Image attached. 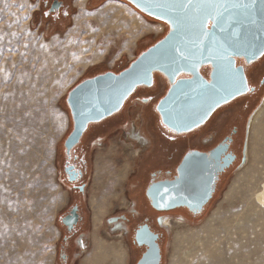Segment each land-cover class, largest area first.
<instances>
[{"label": "rangeland", "instance_id": "rangeland-1", "mask_svg": "<svg viewBox=\"0 0 264 264\" xmlns=\"http://www.w3.org/2000/svg\"><path fill=\"white\" fill-rule=\"evenodd\" d=\"M87 1L74 0L72 19L52 28L38 18L41 0H0V264H60V218L69 205L62 174L68 96L87 78L125 70L170 30L124 0H101L92 9ZM165 91L139 88L125 140L116 132L94 148L88 203L93 191L110 202L98 233L91 211L73 264H129L127 228L113 219L130 205L129 184L148 143L142 92L158 98ZM263 105L264 96L248 113L245 162L234 166L202 219L175 225L166 264H264V207L255 196L264 180V114L257 134L250 132ZM239 175L240 188L226 198ZM192 232L200 233L191 240Z\"/></svg>", "mask_w": 264, "mask_h": 264}, {"label": "water", "instance_id": "water-1", "mask_svg": "<svg viewBox=\"0 0 264 264\" xmlns=\"http://www.w3.org/2000/svg\"><path fill=\"white\" fill-rule=\"evenodd\" d=\"M149 17L166 23L168 34L142 52L128 68L87 78L71 90L68 105L75 129L67 140L77 145L91 123H98L121 111L140 87L152 88L156 74L166 77L170 88L157 106L162 122L178 133H189L204 125L221 107L247 95L249 81L238 59L248 63L264 55V0H199L212 13L209 24L197 27L202 16L189 7L191 19L178 33L166 6L174 0H125ZM212 4L217 7H211ZM167 38V39H166ZM175 44L179 51L172 48ZM208 67L209 78L203 73ZM189 78H180L181 75ZM243 78L241 82L240 78ZM244 144L242 164L245 162ZM225 151L217 147L209 155L198 152L185 156L175 181L156 185L151 193L159 210L187 207L196 213L213 199L216 174L230 168L235 157L225 159L217 170L213 161ZM206 190H202V188Z\"/></svg>", "mask_w": 264, "mask_h": 264}, {"label": "flooded vegetation", "instance_id": "flooded-vegetation-1", "mask_svg": "<svg viewBox=\"0 0 264 264\" xmlns=\"http://www.w3.org/2000/svg\"><path fill=\"white\" fill-rule=\"evenodd\" d=\"M100 1L88 0L86 7L96 8ZM74 9V0H41V14L38 18L50 22L52 28L65 26L72 19ZM238 66L245 68L249 93L244 99L234 100L219 108L204 125L189 133L180 134L167 127L157 111L160 100L165 97L171 86L166 77L156 74L154 87H166L164 94L158 98L151 96L152 92H142L145 96L141 98L146 104L143 108V129L148 143L139 155L138 169L129 184L127 199L130 205L125 212L113 219V222H122L127 228L129 264H166L167 248L175 225L181 220L195 223L202 219L225 185L231 170L234 166L242 164L248 113L264 96V56L253 63L239 58ZM209 69L203 68V73L208 78ZM189 77L183 74L179 79ZM139 93L141 92L138 89L118 113L101 122L91 123L79 143L68 149L67 140L75 129L70 109L71 125L62 148V174L69 189V205L60 218L63 232L59 246L60 264H73L77 241L89 230L91 211L93 228L95 233H98L99 227L95 225L96 213L103 214L104 218L110 201L108 195L99 196L93 191L88 203L87 193L93 172L94 148L99 143L109 141L116 132L120 133V137L123 135L125 140L126 130H129L131 124L128 108ZM219 146L225 151L218 160L213 161L217 170L223 167L225 159L229 156L230 159L235 157V161L230 168L216 174V192L203 211L196 213L187 207L159 210L155 206L151 190L159 183L175 181L187 154L198 152L210 157L212 151ZM104 161L102 157L97 160L96 171ZM202 190L205 191L206 188Z\"/></svg>", "mask_w": 264, "mask_h": 264}, {"label": "snow or ice", "instance_id": "snow-or-ice-1", "mask_svg": "<svg viewBox=\"0 0 264 264\" xmlns=\"http://www.w3.org/2000/svg\"><path fill=\"white\" fill-rule=\"evenodd\" d=\"M194 0H174L173 3L166 6V10L169 13H175V15L170 16V20L172 24L175 26V29L178 33H183L187 23L192 18L189 12V7L193 6ZM211 7L215 8L217 5L212 4ZM195 12L202 16L203 18L200 19L199 24L197 27H200L203 29V26L206 24H209L208 17L212 14L210 12H207L204 9V5L199 2V0H195ZM167 39V38H166ZM172 48L176 51H179V48L176 47L175 44L172 45ZM262 55H264V51L261 52ZM241 82L243 81V78H240Z\"/></svg>", "mask_w": 264, "mask_h": 264}, {"label": "bare ground", "instance_id": "bare-ground-1", "mask_svg": "<svg viewBox=\"0 0 264 264\" xmlns=\"http://www.w3.org/2000/svg\"><path fill=\"white\" fill-rule=\"evenodd\" d=\"M127 2V1H126ZM129 3V2H128ZM129 4H131V3H129ZM141 12V11H140ZM138 13V12H137ZM144 14V13H143ZM144 15H146V14H144ZM152 18V17H151ZM154 19V18H153ZM155 20H157V19H155ZM157 21H159V20H157ZM161 22V21H160ZM162 23H164V22H162ZM166 24V23H165ZM149 31H152V29H149ZM263 114H264V105H263V107L256 113V115H255V117H254V120H253V123H252V125H251V134L252 135H256L257 134V132H258V128L261 126V121L260 120H262L261 119V117L263 116ZM264 122V121H263ZM263 133V132H262ZM257 137V136H256ZM256 140V139H255ZM250 141V140H249ZM251 143V142H250ZM253 144V143H252ZM253 149V148H252ZM251 149H250V144L248 145V149H247V153H248V155L250 154V151ZM250 151V152H249ZM246 153V152H245ZM245 160H246V157H245ZM243 181V176L242 175H239V177L238 178H236L235 180H234V182L232 183V185L229 187V190L227 191V193H226V198H229L233 193H235V191L238 189V188H240V184H241V182ZM262 185V186H261ZM259 187H260V189L259 190H257L256 191V193H255V196H256V198H257V200H258V202L260 203V205L262 206V207H264V180L261 182V184L259 185ZM213 217H215V215L213 216ZM102 219H103V214H101V213H96V216H95V225H96V227L98 228V227H100L99 225L101 224V222H102ZM211 222V221H210ZM207 223H209V222H207ZM208 227L209 226H206V227H204L203 228V231H205V230H208ZM200 233V232H199ZM198 233V234H199ZM195 234L196 233H191L190 235H189V239H191V240H193L194 239V237H195ZM198 234H196V236L198 235ZM201 235V234H200ZM199 236V235H198ZM188 237V236H187ZM188 240V239H187Z\"/></svg>", "mask_w": 264, "mask_h": 264}, {"label": "trees", "instance_id": "trees-1", "mask_svg": "<svg viewBox=\"0 0 264 264\" xmlns=\"http://www.w3.org/2000/svg\"><path fill=\"white\" fill-rule=\"evenodd\" d=\"M125 1V0H124ZM132 5V4H131ZM133 6V5H132ZM134 8H136V7H134ZM137 9V8H136ZM138 10V9H137ZM139 11V10H138ZM140 12V11H139ZM140 13H142V12H140ZM240 165H241V163H240Z\"/></svg>", "mask_w": 264, "mask_h": 264}]
</instances>
